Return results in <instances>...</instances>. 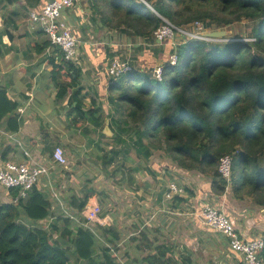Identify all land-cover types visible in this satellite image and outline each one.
<instances>
[{"label": "trees", "instance_id": "trees-1", "mask_svg": "<svg viewBox=\"0 0 264 264\" xmlns=\"http://www.w3.org/2000/svg\"><path fill=\"white\" fill-rule=\"evenodd\" d=\"M40 1L0 0V4L13 7L21 2L20 14L25 17ZM146 1L181 26L190 27L199 20L205 28L216 29L250 21L251 38L226 40L225 35L223 41L187 40L177 47L178 53L183 49L184 57L173 65L164 63L161 80L133 68L111 76L106 91L114 111L106 116L112 136L106 142L110 147L100 154L102 169L120 154L121 162L131 154L141 168L147 167L152 155L161 152L172 164L208 177L209 190L216 196L226 191L233 199H247L264 208V0ZM88 6L93 25L98 19L99 28L114 30L118 38L123 34L139 36L153 44V31L162 22L141 0H88ZM49 44L45 40L40 49ZM167 51L171 46L163 56ZM49 63L50 78L60 95L68 94L76 116L83 119L88 114L101 127V114L96 117L93 108L83 110L80 69L60 51L49 56ZM20 124L17 102L0 87V128L17 131ZM100 133L106 136L102 128ZM225 154L232 155L228 184L218 172L219 158ZM61 166H56L51 176L59 192L55 196L52 193L50 197L49 187L43 190L34 185L17 201L0 200V264H120L114 254H118L117 242L125 246V256L128 246L135 245V255L126 264H191L190 256H175L172 245L150 239L146 228L137 236L125 232L129 235L125 239L124 228L115 223L94 224L91 230L66 216L62 205L78 216L94 192L87 174L83 195L69 186L71 192L64 193L61 182H66L71 172ZM76 168L74 164L71 170ZM134 169L138 168H128L129 184ZM183 187L184 193L174 196V204L167 202L169 210L185 203V192L194 196L191 188ZM8 194L16 197L18 188H10ZM105 214L106 210H101L100 215ZM44 219L47 221H40ZM260 256L264 263V246Z\"/></svg>", "mask_w": 264, "mask_h": 264}, {"label": "crops", "instance_id": "crops-1", "mask_svg": "<svg viewBox=\"0 0 264 264\" xmlns=\"http://www.w3.org/2000/svg\"><path fill=\"white\" fill-rule=\"evenodd\" d=\"M46 1L47 0H41L38 7L40 8ZM83 3L85 6L83 5L82 7L78 0L74 6L65 8L63 10V16L69 25H73V28H71L72 33L77 39L76 54L72 62L81 72V85L84 87L83 110L93 108L95 110V116L101 114L103 118L101 127L93 123L91 121L93 117L88 114H85V118L83 119L77 117L73 109V102L70 104L68 102V94L60 95L58 93L59 89L57 84L50 78L51 64L49 63V56L52 54L56 55L59 51L54 46H51V44L42 50L40 49L44 41L48 39L41 26L30 20L29 13L25 17L20 14L21 2L10 7L6 15L5 11H7V8L2 7V4H0V32L2 33L0 41V87L5 88L8 97L17 102V113L21 122L17 131H9L0 128V159L29 162L30 164L36 162L47 164L49 167L48 175L42 176L36 184V187L43 190L47 187H51L54 190L56 189L54 186L56 179L52 177L55 172V167L59 165L52 162L54 147L56 145H62L63 150L68 151V158L73 154L72 151L74 149H72V145H84L89 148L92 147L93 149L95 147L94 143H97L98 136L101 135L100 129H103L105 120L108 119L106 113L109 111L113 113L114 109L107 100L106 91L107 84L110 80L108 67L112 56H119L121 59H126L129 64L132 65L133 69L145 70L146 73L150 74L152 66L159 61L165 62L170 53V51H167L166 56H163V51L171 46L169 40L160 43L154 41L152 44L139 36L128 37L126 34H123L118 38L113 35V33H115L114 30L108 31L99 28L98 19H96L94 26L90 20L91 14L87 16V14L91 13L88 2ZM111 35H113V37H111ZM57 60L58 58L55 57L56 62ZM93 101L94 104L92 103ZM67 113L69 115H67ZM115 117H117V115H115ZM88 125L93 132L92 135H85L87 131L84 130L87 129ZM5 131H9L12 137L5 135ZM83 136L85 138H83ZM89 137H91V140L88 139ZM34 148L40 150L39 158L33 157V153L31 152H33ZM166 163L168 164H164L165 167H162V169L158 171L165 173L166 169H168L167 175L171 174L169 169H173L176 172L182 170L189 173L187 170L177 165L170 164L167 161ZM173 165L175 167L171 168ZM63 166L65 165H62L61 168H68L67 166ZM61 168H59L60 171ZM145 173L147 174L146 171ZM150 174L152 175L151 172ZM86 175L87 173L84 174V176ZM57 176L60 177V173L56 174V178L58 179ZM132 176L134 177L133 173ZM206 178L207 182L205 186L197 189V192L193 189L194 196H191L194 198L195 216H197V218L193 220L194 222L189 221V223L194 224L198 231L194 233L195 238L198 239L202 245L205 243L201 237L203 234L201 229H205L206 225L198 215L201 206V204L199 206L198 200L202 198L205 199V196H210V199L215 198V200L220 203L219 205L222 206V210L232 218L236 229L245 238H264V208L256 206L251 208L248 205H244V203L240 205V203L248 201L247 199L242 201L231 199L227 202V196L225 195L227 192L225 191L221 196H216L209 190V178L205 177V179ZM172 181L179 185L182 184V182L179 183L172 179L168 180L161 193L167 189L168 183ZM139 182H142L143 185L138 186ZM61 183V189L64 193L71 192V190L67 189L68 182ZM153 183L150 177H141L139 179L137 175H135L132 184H137V186H130L129 188L135 193H139V190L143 191V189L153 192L158 191L157 185ZM157 183L159 182L157 181ZM46 184L51 186H46ZM181 186H183V184ZM5 192L9 196L8 191ZM48 192H50V188ZM57 193L59 192L57 191ZM148 197L149 200L144 202L143 208L151 207L152 202L150 200L152 199V194H148L146 198ZM250 204L249 202V205ZM189 205L190 204L185 199V203L176 207L175 213L179 214L178 208H180V211L183 213L190 210ZM160 206L161 209H159V211L161 212H155L157 217L154 219L140 218L143 216L141 214L142 208L139 207L138 209H140V212H135L133 213L134 215L128 217L127 220L120 221L122 224L118 223V216H115L114 213L112 215L107 213L101 216L104 220V224H97L109 226L115 223L120 229L124 228L121 226L124 225L126 228L122 230L123 235H125V232H128L130 236H137L139 229L135 228L134 231H131L127 228L126 224L131 223L129 225L131 226L135 222V225H138L139 228L142 226L148 227V225H150L152 226L151 232L149 231L151 233L149 235L150 239H156L165 246L170 247L172 245L173 247H171L175 252L174 255L180 257L186 254V256H190L191 264H243L242 257L240 254L231 250L227 239L208 226L210 230L207 232V235L210 241L203 246H207L208 251H212L213 261H196V259H192V252L188 250L185 251L184 245L182 244L183 229L180 226V222L183 221V217H175V219L170 220L164 214L172 212L169 210L168 203L163 199V201L160 202ZM55 208L56 206L53 202L52 210ZM251 209H253V211H251ZM130 210H136V207H132ZM107 219H109L110 222H108ZM212 230L214 232H212ZM128 234L125 235V239L129 236ZM188 238H190V236H188ZM179 242H182L179 244V249L183 248L180 250V253L176 250L178 249L177 243ZM117 243L119 248L118 255L121 257L123 253L121 262L126 264V260L135 255L133 251L135 250V245L130 244L128 246L129 254L125 256V246H123L121 242ZM132 248L134 249L132 250Z\"/></svg>", "mask_w": 264, "mask_h": 264}, {"label": "built area", "instance_id": "built-area-1", "mask_svg": "<svg viewBox=\"0 0 264 264\" xmlns=\"http://www.w3.org/2000/svg\"><path fill=\"white\" fill-rule=\"evenodd\" d=\"M78 0H47L40 8H35L30 11L29 18L32 22L38 23L45 32L51 46H54L58 51L62 52L66 60H74L76 54L77 39L72 33L71 26L63 16V10L70 8L76 4ZM150 9H152L161 19L159 26L153 31V38L157 42L165 40L170 41L171 51L168 54L166 62H157L150 70L153 78L161 80L163 77L164 63L176 64L179 58L177 47L191 39H199L205 41H223L224 38H214L207 35V32L212 29H207L199 20H195L192 26H181L172 23L169 19L159 14L146 0H141ZM132 65L128 60L121 59L119 56L111 58L108 74L111 77L120 75L132 69ZM8 137H12L9 131L4 132ZM28 154V152H27ZM66 161L64 151L61 146L56 145L52 152V162L57 165H64ZM231 164L232 155L225 154L219 158L218 172L227 184L231 178ZM49 167L42 162L30 164L29 162H17L0 159V187L5 191L10 188H18L16 197H10L11 200L17 201L18 197H24L34 185H36L42 176H47ZM51 186V185H49ZM53 195L56 191L49 187ZM184 187L175 183L169 182L167 189L163 192L162 197L164 201L170 203L174 196L183 194ZM62 205V204H61ZM64 214L73 218L79 225L93 230L94 224H104L101 217V206L98 202L87 203L81 210L78 216L67 211L68 209L62 205ZM202 222L224 236L228 245L234 252L240 254L243 264H264L260 256V250L264 246L263 237L245 238L235 227L234 221L219 207L213 205L211 202H205L200 206L198 214ZM52 218V217H50ZM46 222L47 220H40ZM39 221V222H40ZM114 252V250L112 249ZM119 263L121 257L114 252Z\"/></svg>", "mask_w": 264, "mask_h": 264}, {"label": "rangeland", "instance_id": "rangeland-1", "mask_svg": "<svg viewBox=\"0 0 264 264\" xmlns=\"http://www.w3.org/2000/svg\"><path fill=\"white\" fill-rule=\"evenodd\" d=\"M80 5L83 7L84 3L83 2H88V0H79ZM85 6V5H84ZM7 8V11H5V15L7 14V12L9 11L10 6L8 7H4ZM21 8V6H20ZM85 12V11H84ZM88 13V12H87ZM91 13L87 14L90 15ZM88 19V18H87ZM81 20V19H80ZM89 20V19H88ZM79 22V21H78ZM71 28H73V25L70 24ZM251 26H252V22L250 21H245L242 20L239 23H235L231 26L228 27H222L223 30H226V40H232V39H238L240 38L242 41H247L249 40L251 37ZM220 29V28H219ZM213 30V29H212ZM97 31V30H96ZM229 33V34H228ZM178 52V49H177ZM179 55V61L184 57V52L183 49H180V52L178 53ZM67 115H69L67 113ZM116 115H118V113H116ZM87 131V133L85 135H92V131L88 125L87 129L84 130ZM84 134V133H81ZM112 136V135H111ZM111 136H102L99 135L98 139H97V143H93L95 144V147L92 149V147H86L84 145H78V146H74L72 145V149H74L72 151V155H70V158H68V151H64V155L66 158L65 161V165L68 167V171L71 172L69 179L66 181L68 182V186L70 187L71 190H73L74 192H76V194L78 195H83V190L85 189L84 186V181L83 179L85 178L84 173L88 174V179L91 180V187L93 189L94 194L89 198L88 202H99L98 204L101 206L102 210L105 209L106 210V214H115L116 216H118V223H120V221L122 220H127L128 217L134 215L133 213L135 212H140V209H138L139 207L142 208L141 209V214L143 217V219H154L155 217H157L155 215V212H161L159 211V209H161L160 207V202L163 201L162 199V189L165 188L166 183L168 182V180H174L176 182H182L183 185L187 186L188 188H191L192 190L194 189L197 192V189L202 188L203 186H205V183L207 182V178L205 179V177L198 172H190L186 173L185 171L179 170L178 172L174 171L173 169H169V171L171 172V174L167 175V170L165 173H162L161 170L162 167H165L164 164H168L166 163L169 162L170 164H172L165 156L164 153L161 152H156L154 155H152L151 159H150V163L147 164V167H143L141 168L140 165V161L135 159L131 154L127 155L124 162L122 161V155H118L112 162L111 164L107 166L106 170H103L101 167V158H100V154H102V151L108 149L110 146L108 144H106L107 140H111ZM83 138H85L83 136ZM88 139L91 140V137H89ZM63 149V146L60 145ZM40 150L38 148H34L33 149V157L39 158L40 157ZM76 164L77 168L72 171V165ZM174 164V163H173ZM137 167V170L132 171L131 173H133L134 178L135 175H137V177L140 179L141 177H145V178H151L152 182H154V185H157L158 187V191H150L147 189H143V191L139 190V193H135L132 192L130 190V186L131 187H135L136 185L133 184H129L128 183V173L129 167ZM175 167L174 165L171 166ZM106 171V173H105ZM145 171L147 172V174L145 173ZM154 173L151 175L150 172ZM202 176H201V175ZM83 177V178H82ZM137 179V178H136ZM159 183H157V181ZM141 181V180H140ZM65 182V183H66ZM67 186V189H68ZM228 188V186H227ZM69 189V190H70ZM164 192V191H163ZM194 192V191H193ZM152 194V199L150 200L152 202L151 207L148 208H143L144 206V202L149 200V197L146 198V196L148 194ZM158 193H161V195H159ZM188 192H185V196H186V201H188V203L190 204V210L185 211L184 213L181 212L180 208H178V212L179 214L175 213V209L171 210V213H164L168 219H175V217H183V221H181V227L183 229V234H182V238H183V245H184V249L185 251H191L193 254L192 259H196L197 260H205V261H213V256H212V251H208L207 246H203L206 245L205 243H208V241H210L209 236L207 235V232L210 230L208 229L207 226H205V229H201V231H203V234L201 232V237L203 242V245L200 241H198V239L195 238L194 233L198 232L195 225L189 223L190 222H194L193 220L195 218H197L196 215V211L194 209V198H192L191 196H189V194H187ZM50 197L52 196V192L50 190ZM194 194V193H193ZM227 196L226 200L227 202H229V200L233 199L232 195L227 192V194H225ZM9 196L7 195V193L0 187V200L2 201H7V198ZM10 199V197H9ZM51 199V198H50ZM188 199V200H187ZM205 202H211L213 205L219 207L222 210V206L219 205L220 203L214 199H210V196H205V199H199L198 203L199 206L200 204H203ZM244 205H248L251 208H254L253 206L259 207L255 204H250L249 205V200L246 202H242L240 203ZM172 204H174L172 202ZM181 205V204H178ZM177 205V206H178ZM193 205V206H192ZM169 206V204H168ZM221 206V207H220ZM132 207H136V210H130V208ZM251 211H253V209H251ZM162 214V213H161ZM163 215V214H162ZM142 219V220H143ZM169 220V221H170ZM108 222H110L109 219H107ZM133 221V220H132ZM131 221V222H132ZM106 222V220H105ZM108 224V223H106ZM131 223L126 224L127 228L131 231H134L135 228L139 229L138 231L141 230V228H146L147 231L151 232V227L150 225L147 226H142L141 228L138 227V225H135V222L133 223V225L129 226ZM107 226V225H106ZM122 227L126 228V226L121 225ZM199 228V227H198ZM212 232H214L212 230ZM264 232V231H263ZM264 234V233H263ZM190 236V238H188V236ZM180 242L177 243V251H179L182 249H179V244H181ZM122 246V245H121ZM176 248V245H175ZM233 251V250H232ZM234 252V251H233ZM70 258L73 259V255L70 254ZM216 258V257H215Z\"/></svg>", "mask_w": 264, "mask_h": 264}, {"label": "water", "instance_id": "water-1", "mask_svg": "<svg viewBox=\"0 0 264 264\" xmlns=\"http://www.w3.org/2000/svg\"><path fill=\"white\" fill-rule=\"evenodd\" d=\"M226 30H223L222 28H216L213 29L209 32H207V35L214 37V38H220V37H224L226 35ZM102 132L106 135V136H110L112 135V131L108 125V119L105 120V124L103 126Z\"/></svg>", "mask_w": 264, "mask_h": 264}, {"label": "clouds", "instance_id": "clouds-1", "mask_svg": "<svg viewBox=\"0 0 264 264\" xmlns=\"http://www.w3.org/2000/svg\"><path fill=\"white\" fill-rule=\"evenodd\" d=\"M166 62V61H165Z\"/></svg>", "mask_w": 264, "mask_h": 264}]
</instances>
